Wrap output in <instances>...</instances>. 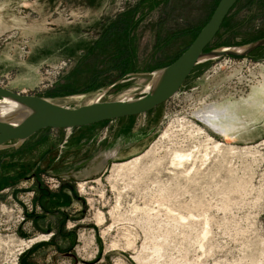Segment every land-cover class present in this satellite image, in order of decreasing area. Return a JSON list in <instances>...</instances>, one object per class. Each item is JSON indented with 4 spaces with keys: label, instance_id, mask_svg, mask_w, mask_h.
Instances as JSON below:
<instances>
[{
    "label": "rangeland",
    "instance_id": "obj_1",
    "mask_svg": "<svg viewBox=\"0 0 264 264\" xmlns=\"http://www.w3.org/2000/svg\"><path fill=\"white\" fill-rule=\"evenodd\" d=\"M218 1L0 0V86L68 107L140 94ZM261 37L264 0H237L211 47ZM263 77L264 46L198 64L143 114L0 148V264L52 237L37 264H264V97L246 104ZM204 102L235 105L228 133L195 119Z\"/></svg>",
    "mask_w": 264,
    "mask_h": 264
},
{
    "label": "water",
    "instance_id": "obj_2",
    "mask_svg": "<svg viewBox=\"0 0 264 264\" xmlns=\"http://www.w3.org/2000/svg\"><path fill=\"white\" fill-rule=\"evenodd\" d=\"M236 1L219 0L188 47L171 63L151 72L140 94L68 107L0 86V105L6 104L4 100L13 104L7 112L0 114V148L11 141L22 143L46 128L72 129L143 114L171 98L198 64L225 56L243 57L263 47L264 37H261L244 44L207 49Z\"/></svg>",
    "mask_w": 264,
    "mask_h": 264
},
{
    "label": "bare ground",
    "instance_id": "obj_3",
    "mask_svg": "<svg viewBox=\"0 0 264 264\" xmlns=\"http://www.w3.org/2000/svg\"><path fill=\"white\" fill-rule=\"evenodd\" d=\"M254 93L255 94L252 96V98H250L254 100H247L246 104H257L260 99L264 97V77L258 83V86L254 87ZM4 103L6 104L0 105V114L7 112L11 108V106H13L12 102L7 100H4ZM234 106L235 105L231 103L217 104L214 102H204L200 107L196 108V110L193 112V116L197 121L202 122L214 133L224 135L228 133L233 126L232 123L235 119H233L232 110ZM197 129L199 130V132L203 131V128L201 127H198ZM192 154V151L186 153L182 152L181 150H174L171 158L172 163L180 164L183 160L191 159Z\"/></svg>",
    "mask_w": 264,
    "mask_h": 264
},
{
    "label": "trees",
    "instance_id": "obj_4",
    "mask_svg": "<svg viewBox=\"0 0 264 264\" xmlns=\"http://www.w3.org/2000/svg\"><path fill=\"white\" fill-rule=\"evenodd\" d=\"M225 19V18H224ZM224 21V20H223ZM214 40V39H213ZM213 40L211 41V43L208 45V47H207V49H210V48H212L211 47V44H212V42H213ZM176 59V58H175ZM174 59V60H175ZM173 61V60H172ZM128 63H129V59H128V62L127 63H125V65L127 66L128 65ZM171 63V62H170ZM127 68V71L130 69V67H126ZM125 69V68H124ZM56 202V201H55ZM58 202V201H57ZM29 212H27L26 214H28ZM29 214H31V215H34L33 213H29ZM28 214V215H29ZM30 216V215H29ZM66 232L64 231V229H63V227H59V230H58V233L56 232L55 234H53L54 236H56V235H64ZM52 238H54V237H52ZM52 238H50L49 239V241L47 242V243H40V244H34V245H32L30 248H28V250H26L25 252H23V254L20 256V260H19V264H37L35 261H34V256H33V254H34V252L36 251V249L39 247V246H44V245H48V244H51V243H53V242H51V241H53V239ZM57 243H58V241H55L54 242V244L58 247L57 249L58 250H60V249H63L62 247H60V245H59V243H58V245H57ZM53 244V245H54Z\"/></svg>",
    "mask_w": 264,
    "mask_h": 264
},
{
    "label": "flooded vegetation",
    "instance_id": "obj_5",
    "mask_svg": "<svg viewBox=\"0 0 264 264\" xmlns=\"http://www.w3.org/2000/svg\"><path fill=\"white\" fill-rule=\"evenodd\" d=\"M29 139V138H28ZM22 143H25V141H23ZM45 143L46 142H40V144L38 145V146H40V147H42V148H45L44 150H43V152H45V156H47V155H49V153H51V148H46L45 147ZM54 159H55V161H57L59 164H61V161H60V159H61V151H58L57 153H56V155H54ZM62 163H64V161L62 162ZM59 166V165H58ZM62 167V166H61ZM62 169H65V168H62ZM43 171H45L46 172V169L45 170H43ZM65 175H67L68 177H70L71 176V174L72 173H70V172H66V173H64ZM67 182V181H66ZM66 182H65V184H66ZM64 185V184H63ZM62 185V186H63ZM59 186V185H58ZM60 186H61V184H60ZM53 201H56V200H54L53 199Z\"/></svg>",
    "mask_w": 264,
    "mask_h": 264
},
{
    "label": "crops",
    "instance_id": "obj_6",
    "mask_svg": "<svg viewBox=\"0 0 264 264\" xmlns=\"http://www.w3.org/2000/svg\"><path fill=\"white\" fill-rule=\"evenodd\" d=\"M86 127V126H85ZM85 127H78V128H73V129H71V133H72V130H73V133L72 134H76V135H78V137H82V133H83V130H85L84 128ZM70 133V134H71ZM80 141H81V139L80 138H78ZM82 142V141H81ZM92 157V155H90V157L89 158H91ZM88 159V158H87Z\"/></svg>",
    "mask_w": 264,
    "mask_h": 264
},
{
    "label": "built area",
    "instance_id": "obj_7",
    "mask_svg": "<svg viewBox=\"0 0 264 264\" xmlns=\"http://www.w3.org/2000/svg\"><path fill=\"white\" fill-rule=\"evenodd\" d=\"M49 184H52V183H49ZM56 186H58V184L56 185ZM25 204H28L30 207L28 208L27 206H23V208L27 211H29V212H31V211H33V209H34V206H33V204L31 203V201L30 200H28Z\"/></svg>",
    "mask_w": 264,
    "mask_h": 264
}]
</instances>
